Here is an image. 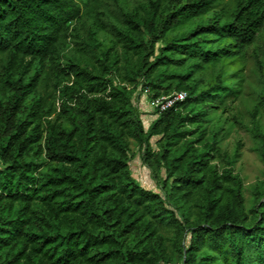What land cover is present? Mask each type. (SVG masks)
I'll list each match as a JSON object with an SVG mask.
<instances>
[{"label":"trees","instance_id":"1","mask_svg":"<svg viewBox=\"0 0 264 264\" xmlns=\"http://www.w3.org/2000/svg\"><path fill=\"white\" fill-rule=\"evenodd\" d=\"M102 6L0 0V264H211L218 254L264 264V196L246 209L239 151L221 148L223 127L210 117L240 89L223 70L207 85L197 76L264 36V0L120 6L117 41L99 50ZM84 10L95 22L63 65ZM139 85L149 100L187 96L146 125L133 103ZM131 138L159 191L133 177ZM260 151L264 160V139Z\"/></svg>","mask_w":264,"mask_h":264},{"label":"rangeland","instance_id":"2","mask_svg":"<svg viewBox=\"0 0 264 264\" xmlns=\"http://www.w3.org/2000/svg\"><path fill=\"white\" fill-rule=\"evenodd\" d=\"M104 6L101 10V26L96 28L94 42L99 50H103L115 44L118 37L117 27L122 25V12L120 6L131 10L142 1L147 0H103ZM84 17L81 23H85L80 29L81 38L71 40L69 48L64 52L61 62L64 65L68 56H79L82 53L84 41L88 37L90 30L88 26L95 22V10H84ZM161 42H158L159 45ZM225 73V79L232 81L235 88H239L237 96H229L220 107L210 109V117L219 120L223 127L221 135V148L227 150L231 155L236 148L239 156L235 162V172L243 181L244 204L247 210L258 203L264 196V160L261 155L260 145L264 139V36L249 49L248 53L235 61L227 59L212 65H207L197 76L202 78L200 84L207 85L220 74ZM46 86H42L44 89ZM185 91V90H184ZM148 91L142 90L141 85L133 94V103L137 107L145 124L155 117L154 107L148 99ZM59 103V102H58ZM258 107L256 118L253 113ZM259 132L261 136L256 134ZM159 135H153L150 139L154 149H158ZM142 149L139 143L131 138V158L129 160L130 170L135 180L146 188L159 191L157 182L152 178L151 170L143 162ZM40 161H47L42 155ZM165 233L169 238H173L174 227L166 226ZM186 233V232H185ZM188 236L184 234L183 242L187 243ZM203 250L213 253V249L205 244ZM160 264H180L178 260L172 263L160 262ZM211 264H227L218 254L217 259Z\"/></svg>","mask_w":264,"mask_h":264},{"label":"built area","instance_id":"3","mask_svg":"<svg viewBox=\"0 0 264 264\" xmlns=\"http://www.w3.org/2000/svg\"><path fill=\"white\" fill-rule=\"evenodd\" d=\"M187 96L186 91H176L169 95H160L150 100V103L154 107V109H158V111H164L169 107H172L177 102L182 101Z\"/></svg>","mask_w":264,"mask_h":264}]
</instances>
